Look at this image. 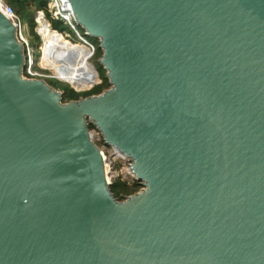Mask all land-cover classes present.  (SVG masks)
Wrapping results in <instances>:
<instances>
[{
	"label": "water",
	"instance_id": "water-1",
	"mask_svg": "<svg viewBox=\"0 0 264 264\" xmlns=\"http://www.w3.org/2000/svg\"><path fill=\"white\" fill-rule=\"evenodd\" d=\"M62 3L109 88L25 78L0 11V264H264V0Z\"/></svg>",
	"mask_w": 264,
	"mask_h": 264
},
{
	"label": "rangeland",
	"instance_id": "rangeland-1",
	"mask_svg": "<svg viewBox=\"0 0 264 264\" xmlns=\"http://www.w3.org/2000/svg\"><path fill=\"white\" fill-rule=\"evenodd\" d=\"M55 8H56V4L54 2L50 1L48 4V11L50 12L51 15H54L53 13H54V11H56ZM39 11H41V10H37L36 7L34 5H32L31 3H28L26 5L25 12L28 14L27 15L28 17L33 19V22L35 24L32 31H31L30 26H29L30 25V23L28 22L29 19L25 20L22 18V15H21L22 34H23V37H24L26 43L28 44V48H26V56H27L26 61H27V64L30 65V63H31V66L33 65V67L35 66V68L38 69V70L32 69V71H37L36 73L43 76L42 78H44V79H54V80L58 81L60 84L56 83L52 80H47L46 82L50 83L53 88L60 90V91H63V92L67 89V87H69L70 89H73L76 93H82L85 91H89L93 87L99 85L101 83V80L99 78V75L97 77V73H98L97 70H101V65L99 64V59L96 56H91V58H90V62L95 67L96 82L90 89H86L83 91L77 90L76 88H73L68 83H65L64 80L61 78V76L58 73H56L54 70H51L50 67L42 65V62H41L42 61V51H41L42 38L39 34V28H41L42 26H44L47 23L42 18L41 14L37 18V12H39ZM36 18H37V22H36ZM46 20L48 21V18ZM48 23H49V21H48ZM72 30H73V28H72ZM33 33L39 38V42H37ZM73 33L74 34L66 33V34H62V35L69 41V43L71 42V44H73L75 46L85 45L86 47H88L86 44H84L81 41V38L79 36L80 34H78L75 30H73ZM98 45H99V43H98ZM34 53L38 54L39 56L38 57L34 56ZM90 132L91 133L94 132L93 133L94 134L93 135L94 142L100 148V150H102L105 158L108 159V176H109L110 183H112L116 180H120L121 182L126 183L128 188L132 187L133 183L136 181L131 179L126 173V170L128 168L127 162H125L121 159H113V157L111 156V153H112L111 149L103 144L102 139L99 136V134L94 129H90ZM140 189H141V187L136 192H138ZM136 192H134V193H136ZM126 196H128V195H124L123 199Z\"/></svg>",
	"mask_w": 264,
	"mask_h": 264
},
{
	"label": "bare ground",
	"instance_id": "bare-ground-1",
	"mask_svg": "<svg viewBox=\"0 0 264 264\" xmlns=\"http://www.w3.org/2000/svg\"><path fill=\"white\" fill-rule=\"evenodd\" d=\"M39 34L42 38L41 62L43 66L50 67L51 70L61 76L65 83L77 90L90 89L95 84V67L90 62L92 54L85 45H70L47 24L39 28ZM111 152L113 159L125 161L120 154H115L114 149H111ZM101 153L104 160L106 178L109 182L108 159L105 158L102 150ZM126 173L130 177L127 170Z\"/></svg>",
	"mask_w": 264,
	"mask_h": 264
},
{
	"label": "trees",
	"instance_id": "trees-1",
	"mask_svg": "<svg viewBox=\"0 0 264 264\" xmlns=\"http://www.w3.org/2000/svg\"><path fill=\"white\" fill-rule=\"evenodd\" d=\"M7 4H9L10 6H12V8L14 9V11L19 15V17L23 19H29V23H30V29L31 31L33 30L34 27V22L33 19L28 17L27 13L25 12V8L26 5L28 3H31L32 5H34L36 7L37 10H41L44 12L46 19L48 18L49 23L44 19V17L42 16V18L45 20V22H47V24L51 27V29L55 32H58L59 35L62 37L63 33L66 34H74L72 28L64 23L59 17L51 15L50 12L48 11V4L50 2V0H4ZM28 17V18H27ZM72 24L74 25L76 31L82 36L84 37L88 42H90L94 47H95V52L93 56H96L98 59L101 57L102 55V51L98 48V42L94 39L88 38L84 35V31L79 28L78 26L75 25V23L72 21ZM62 33V34H60ZM34 34V33H33ZM37 42H39V38L34 34ZM63 36L62 39L67 42L68 40ZM69 43V41L67 42ZM70 45L71 42L69 43ZM34 56L38 57V54L34 53ZM33 69L35 70V66L33 67ZM38 70V69H36ZM39 72V71H38ZM97 77L99 75V78L101 80V83L95 87H93L92 89H90L89 91H85L82 93H76L73 89H70L69 87H67V89L64 91L63 94V102H68L69 100H77L80 97H87V96H91V95H97L100 94L101 92H103L105 89L109 88L108 85V79L105 76V71L103 70V68L101 67V70H97ZM47 80H52L56 83H59L58 81L54 80V79H46ZM50 86L51 84L48 83ZM60 84V83H59ZM91 128V127H90ZM140 188L138 182H134L132 187L128 188V186L126 185V183L121 182L120 180H116L114 182H112V184L110 185V191L112 192V194L118 199V200H122L124 195H131L134 192H136L138 189Z\"/></svg>",
	"mask_w": 264,
	"mask_h": 264
},
{
	"label": "built area",
	"instance_id": "built-area-1",
	"mask_svg": "<svg viewBox=\"0 0 264 264\" xmlns=\"http://www.w3.org/2000/svg\"><path fill=\"white\" fill-rule=\"evenodd\" d=\"M51 2H54L56 4V8L54 11V16H57L59 17L64 23L68 24L71 28H73V30L76 31L74 25L72 24V16L71 14L65 10V8L63 7V3H62V0H50ZM0 11H7V12H12V19H13V25L16 29V35H17V38L20 42L23 43L24 45V52H25V57L27 58L26 56V48H28V44L26 43L24 37H23V34H22V22H21V18L19 17V15L14 11V9L12 8V6H10L9 4H7L4 0H0ZM42 15L44 17V19L46 20L45 18V15H44V12L43 11H39L37 12V18L39 15ZM37 18H36V22H37ZM47 21V20H46ZM48 22V21H47ZM50 25V23H49ZM77 32V31H76ZM78 33V32H77ZM62 34V33H61ZM64 34V33H63ZM79 34V33H78ZM80 38L82 40H84V44H86L89 49V51L91 52L92 56L94 55V52H95V47L90 43L88 42L84 37H82L81 35H79ZM26 70L24 71V77L25 78H29V79H37V78H42L43 76L39 75L38 73H36L37 71H32L31 70V63L30 65L27 64V61H26ZM94 133V132H93ZM94 135V134H93Z\"/></svg>",
	"mask_w": 264,
	"mask_h": 264
},
{
	"label": "flooded vegetation",
	"instance_id": "flooded-vegetation-1",
	"mask_svg": "<svg viewBox=\"0 0 264 264\" xmlns=\"http://www.w3.org/2000/svg\"><path fill=\"white\" fill-rule=\"evenodd\" d=\"M26 67H27V65L25 66V69H24V71L26 70ZM33 69V65L31 66V70ZM42 79H44V78H42ZM44 80H46V79H44Z\"/></svg>",
	"mask_w": 264,
	"mask_h": 264
}]
</instances>
